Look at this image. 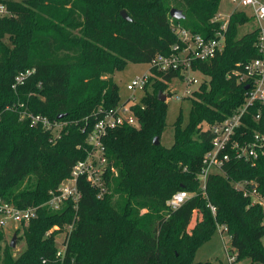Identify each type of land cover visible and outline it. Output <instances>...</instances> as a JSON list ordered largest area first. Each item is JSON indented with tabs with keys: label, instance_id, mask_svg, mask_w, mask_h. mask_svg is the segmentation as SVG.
<instances>
[{
	"label": "trees",
	"instance_id": "obj_1",
	"mask_svg": "<svg viewBox=\"0 0 264 264\" xmlns=\"http://www.w3.org/2000/svg\"><path fill=\"white\" fill-rule=\"evenodd\" d=\"M220 1L1 0L0 199L17 208L46 202L86 157L87 132L97 116L118 104L114 72L127 63L149 64L156 55H169L179 42L176 28L212 38L218 24L211 19ZM172 8L184 17H170ZM122 10L130 21L120 16ZM250 20L242 11L232 13L222 52L209 61L191 62L192 70L207 80L191 93L184 126L179 113L168 148L153 144L155 136L161 138L167 107L157 95L182 75L149 69L144 95L134 108L139 128L111 129L103 140L108 192L98 198L80 178L75 210L70 203L60 212L40 207L24 226L26 247L16 259L10 246H2L0 228V264H206L194 262V254L218 227L230 237L234 262L248 258L251 264H264L263 209L233 185L251 182L264 199V154L254 165L231 158L221 173L208 175L204 193L197 180L211 148L212 136L203 127L242 105L248 81L239 78L244 65L260 56L257 29L238 36L239 27ZM26 69L34 74L14 91V76ZM23 110L65 122L60 138L49 142L48 132L20 119ZM254 114L249 108L244 115L246 136L260 130ZM180 190L192 196L163 213L165 202ZM74 216L64 256L57 258L54 236Z\"/></svg>",
	"mask_w": 264,
	"mask_h": 264
},
{
	"label": "built area",
	"instance_id": "obj_2",
	"mask_svg": "<svg viewBox=\"0 0 264 264\" xmlns=\"http://www.w3.org/2000/svg\"><path fill=\"white\" fill-rule=\"evenodd\" d=\"M227 1L232 6L230 12L226 16L217 12L211 19L212 23L218 24V28L212 38H204L202 35L192 34L185 29L176 28L174 32L179 42L171 47L172 52L169 55H156L148 64L149 69L161 72L179 70L186 84H196L197 80L195 78L188 77L190 73L197 72L192 70L190 64L193 61H209L222 52L230 15L236 11H242L255 22V29L258 30L257 48L260 56L244 65V74L239 78L240 82L248 81V88L243 103L235 112L225 117L221 122L203 127V130H208L212 136L211 148L204 154L201 170L197 176L203 193L208 175L221 173L223 166L231 158L254 165L258 157L264 154V3L261 0ZM4 11L5 7L0 5V14ZM33 74V69L18 72L14 76L11 88L16 91ZM150 76L151 73L148 70L144 75L133 78L126 85V90L130 92L129 97L123 102H118L112 109L100 112L91 129L87 132L86 144L88 149L86 157L73 165L69 176L64 178L55 190L49 192V198L46 202L39 206L17 208L0 199V228L7 226L9 223H13L17 227L26 226L32 218L37 216V211L40 207H44L50 212H60L70 203L75 210L81 198V193L78 189V180L80 178H83L97 191L98 198H102L108 192L106 177L109 167L103 140L111 129L122 126L134 127L138 124L134 108L140 105V102L136 104L137 97L135 93L141 91L143 97L144 87L148 83ZM190 93V90L185 91L186 95ZM249 108L255 110L252 119L259 123L260 130H254L249 136H246L248 129L243 118ZM21 116L29 122L30 127L41 128L48 132L50 135L49 142L51 143L60 138L65 126V122L50 120L44 115L33 114L26 110L21 112ZM233 185L237 190H241L245 196L250 197L253 204L260 205L264 212V199L258 196L254 184L243 182L234 183ZM191 196L192 194L183 190L174 193L165 202L166 210H168L164 209L165 214L179 208ZM208 207L212 213L215 212V208L212 205L208 204ZM76 219V216H74L71 223L66 224L58 233L61 238L56 244L57 258H63L64 256L67 241ZM53 229L59 230L57 226H54ZM48 234L49 232H47ZM228 256L229 262L233 263L234 256Z\"/></svg>",
	"mask_w": 264,
	"mask_h": 264
},
{
	"label": "rangeland",
	"instance_id": "obj_3",
	"mask_svg": "<svg viewBox=\"0 0 264 264\" xmlns=\"http://www.w3.org/2000/svg\"><path fill=\"white\" fill-rule=\"evenodd\" d=\"M10 1L20 2L21 0ZM0 5L3 4L0 3ZM231 9L232 6L227 0H221L217 12H220L223 16H226V14L229 13ZM255 27V22L253 20H250L246 24L239 27L238 36H241L245 33L254 30ZM148 70V64L127 63L121 71L114 72L112 78L118 88L119 102H123L130 95V92L126 90L127 83L130 82L133 78L144 75L145 73H147ZM188 77L195 78L197 80V83H192L188 85L184 81V77L173 78L167 83L166 90L162 92L163 94L167 93L170 95L169 97L166 96L165 99V102L167 103L165 127L162 131L160 138V144L165 148L170 147L173 143V124L176 121L179 113H181V117L183 119V126L187 123L188 112L190 108V97H194L191 95V93L193 91H197L199 85L207 80V77L203 76L199 72L190 73ZM151 90L152 88L149 85L148 91L150 92ZM186 90H190L191 93L189 95H186ZM135 95L137 97L136 104H138L141 100L142 92L137 91ZM20 119L25 120V118H23L22 116L20 117ZM134 127L139 128V122ZM164 209L166 210V207H164ZM164 209L162 210L163 213H165ZM140 213L144 214L146 213V210L143 209ZM193 224L194 221H192L191 226H193ZM191 226H189V228H191ZM24 228V226H14L13 223H9L7 226L2 228V232L4 234V242L2 243V246L6 245L8 247L12 236L15 234V230H19V233L16 234L15 246L13 248H8L9 254L11 255L12 259H16L25 250L26 239L23 235ZM220 230L221 228L218 227L217 231L214 232L207 241H205L202 245L199 246V248L194 254V262L206 264H251V261L248 258L240 260L238 262H229L228 255H233L234 251L232 250L230 244V237L225 233L224 230H222V234H220ZM60 238L61 235L59 236L58 234H56L54 236L55 244H58L57 241L60 240ZM261 243L264 247V237L261 239Z\"/></svg>",
	"mask_w": 264,
	"mask_h": 264
},
{
	"label": "water",
	"instance_id": "obj_4",
	"mask_svg": "<svg viewBox=\"0 0 264 264\" xmlns=\"http://www.w3.org/2000/svg\"><path fill=\"white\" fill-rule=\"evenodd\" d=\"M169 15H170V17L175 18V19H181V18L184 17V15L182 14V12H181L180 10L175 9V8H172V9L170 10ZM120 16H121L124 20H126V21H130V18H129V16L127 15V13H126L125 10H122V11L120 12ZM247 88H248V87L246 86L245 89H247ZM165 99H166V95L163 94L162 92H159V93H158V100L161 101V102H164ZM63 116H64V115H59L57 118L60 119V118H62ZM153 144H154V145H159V144H160V140H159V137H158V136H155V137L153 138ZM15 241H16V234H14V235L12 236V239H11V241H10V243H9V246H10L11 248H13V247L15 246Z\"/></svg>",
	"mask_w": 264,
	"mask_h": 264
},
{
	"label": "crops",
	"instance_id": "obj_5",
	"mask_svg": "<svg viewBox=\"0 0 264 264\" xmlns=\"http://www.w3.org/2000/svg\"><path fill=\"white\" fill-rule=\"evenodd\" d=\"M221 231V230H220ZM220 234H222L221 232H220Z\"/></svg>",
	"mask_w": 264,
	"mask_h": 264
}]
</instances>
